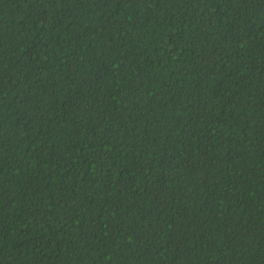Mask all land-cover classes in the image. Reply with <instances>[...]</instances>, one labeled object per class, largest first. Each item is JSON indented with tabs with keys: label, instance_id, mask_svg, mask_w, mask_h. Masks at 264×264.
<instances>
[{
	"label": "trees",
	"instance_id": "obj_1",
	"mask_svg": "<svg viewBox=\"0 0 264 264\" xmlns=\"http://www.w3.org/2000/svg\"><path fill=\"white\" fill-rule=\"evenodd\" d=\"M0 264H264V0H0Z\"/></svg>",
	"mask_w": 264,
	"mask_h": 264
}]
</instances>
